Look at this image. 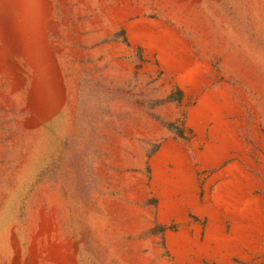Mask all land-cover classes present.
I'll return each mask as SVG.
<instances>
[{
	"label": "rangeland",
	"instance_id": "obj_1",
	"mask_svg": "<svg viewBox=\"0 0 264 264\" xmlns=\"http://www.w3.org/2000/svg\"><path fill=\"white\" fill-rule=\"evenodd\" d=\"M0 264H264V0H0Z\"/></svg>",
	"mask_w": 264,
	"mask_h": 264
}]
</instances>
